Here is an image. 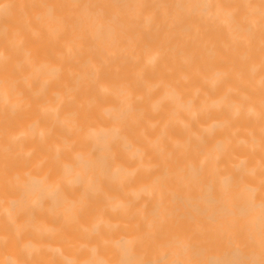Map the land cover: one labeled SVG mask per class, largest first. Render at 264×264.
<instances>
[{
  "label": "bare ground",
  "instance_id": "obj_1",
  "mask_svg": "<svg viewBox=\"0 0 264 264\" xmlns=\"http://www.w3.org/2000/svg\"><path fill=\"white\" fill-rule=\"evenodd\" d=\"M0 264H264V0H0Z\"/></svg>",
  "mask_w": 264,
  "mask_h": 264
}]
</instances>
